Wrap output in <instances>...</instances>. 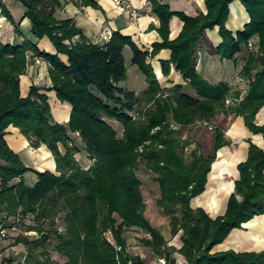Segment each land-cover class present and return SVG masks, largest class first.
<instances>
[{
  "label": "trees",
  "instance_id": "16d2710c",
  "mask_svg": "<svg viewBox=\"0 0 264 264\" xmlns=\"http://www.w3.org/2000/svg\"><path fill=\"white\" fill-rule=\"evenodd\" d=\"M14 1L24 7L23 18L30 23L31 35L36 40L47 38L55 51H42L27 38L0 43V226L7 228V235L20 228L25 229L23 234L38 232L35 239L26 235L17 240L28 247L26 264H56L45 249L49 232L42 225L49 222L54 226L61 212L64 231L55 230L54 235L55 251L65 259L62 264H145L127 252L125 233L129 231L149 234L151 238H141L140 244L165 264H176V252L186 264H264V251L212 252L234 229L264 215V150L246 140L248 155L237 166L239 176L225 213L213 218L203 208H194L192 202L205 192L217 152L231 142L222 129L214 127L211 153L192 150L186 159L184 151L191 143L176 136L185 127L209 123L223 114L242 118L250 133L264 138V124L256 123L264 107V0H206L207 13L196 17L172 12L162 0H147L159 20L157 28L151 25L149 29L162 38L151 52L141 50L119 32L102 46L88 42L72 19H56L61 0ZM236 2L249 20L233 33L227 22L230 6ZM77 5L101 10L96 0H78ZM0 16L14 26L18 38L22 36L19 24L1 0ZM173 17L179 18L183 27L176 39L169 40ZM215 28L221 38L215 54L234 63L238 55L243 56L240 76L247 81L243 95L228 83H209L196 70L197 39ZM126 47L131 50L132 65L148 84L142 98L120 86L127 80ZM162 49L171 52L170 60L161 63L163 75L168 76L173 66L182 80L168 95L150 64ZM34 59L49 65L51 86L31 85L22 97L20 78ZM49 92L71 107L67 123L54 120ZM140 102L144 109L136 112ZM106 119L121 125V138ZM10 126L20 131L30 147H47L56 164L54 172H39L25 165L4 139ZM74 135L92 162L87 169L75 158L80 150L73 143ZM139 163L159 187L155 204L167 217L171 236L180 234L179 250L168 247L161 232L145 217L142 182L136 174ZM29 172L37 178L32 186L24 180ZM29 219L36 225L23 228ZM108 231L120 251L105 239Z\"/></svg>",
  "mask_w": 264,
  "mask_h": 264
},
{
  "label": "crops",
  "instance_id": "0c3cea01",
  "mask_svg": "<svg viewBox=\"0 0 264 264\" xmlns=\"http://www.w3.org/2000/svg\"><path fill=\"white\" fill-rule=\"evenodd\" d=\"M1 1L15 17V20L18 21L22 36L19 38L16 37L14 26L4 17H0V43L12 44L17 39L19 42H22L24 38H27L36 43L40 50L55 53L52 44L47 38L36 40L31 35L30 23L28 19L23 18L25 9L24 7L23 9L19 8L18 4L20 3L14 2V0ZM96 1L101 10H95L91 7H79L77 5L78 0H61L63 5L60 8H56L55 17L57 20L72 19L74 24L81 29L88 42L100 46L105 45L114 32H119L124 36L130 37L143 51L151 52L153 50V44L162 42V38L157 31L149 29L151 25L157 28L159 26V20L152 14L151 4L147 0ZM205 2L206 0H162V3L167 5L172 12L181 13L188 17L206 14ZM248 20V16L239 2L231 4L230 17L227 22V28L230 31L236 33L242 30ZM182 27L183 22L179 18L173 17L170 21L169 40L176 39ZM220 43L221 38L218 34V28L212 31H205L198 37L194 47L196 70L209 83H228L234 91L239 92L242 89L241 85L244 83L240 76L244 61L243 56L238 55V60L235 63L221 60L215 54V49ZM126 55L132 60V53L129 47L124 49V57ZM170 57V50L162 49L150 60L154 74L165 95L171 94L174 85L182 83L179 73L174 70L173 66H171L168 76L163 75L161 63L169 61ZM61 58L63 61H66L65 57L62 56ZM131 67L134 72L132 78L134 81L130 83V87L127 89L134 92L138 98L140 96L142 98L143 93L148 89L146 78L132 63ZM48 71L49 69L46 63L38 59L32 60L29 63L26 75L22 76L20 80L21 96H27L31 84L39 88L50 87L51 80ZM128 78L127 68V80L125 82L128 81ZM244 84L246 85V83ZM48 96L54 119L58 123H67L71 107L67 103H60L56 99L54 92H49ZM235 118L236 123L231 130L230 136L233 138L246 136L247 140L249 138L254 144L264 150V138L262 135H253L245 128L242 118ZM256 123L260 126L264 124V107L258 112ZM4 139L9 147L21 157L26 166L39 172L55 171V161L45 145H41L37 149L30 147L28 140L17 128L12 126L6 130ZM244 142L237 147L230 144L218 151V156L214 162L215 164L213 163L216 167L214 173L217 176L211 175L213 173L210 172L205 192L192 202L194 208H203L209 214L212 211L211 208L216 206V209H221L220 214H218L219 216L225 213L227 201L231 195L228 194L227 186L232 187V190H234V183L239 176L237 166L245 161L248 155V143L246 139ZM228 164L232 165L228 167ZM226 166L230 168V174H228ZM227 178L232 181L226 183L221 181ZM35 182L36 180L34 179L33 184ZM225 251H235L238 253H258L264 251V215L254 217L249 222L243 224L241 229H234L224 242L214 247L212 252L218 253ZM176 263L186 264L184 258L180 255L176 256Z\"/></svg>",
  "mask_w": 264,
  "mask_h": 264
},
{
  "label": "rangeland",
  "instance_id": "374dc122",
  "mask_svg": "<svg viewBox=\"0 0 264 264\" xmlns=\"http://www.w3.org/2000/svg\"><path fill=\"white\" fill-rule=\"evenodd\" d=\"M15 2V1H14ZM19 8L23 9V6L21 4H18ZM11 14V13H10ZM15 14V13H14ZM11 16H13L11 14ZM2 17V16H0ZM14 22L18 24V21L15 20V17H12ZM17 37V36H16ZM78 38H74L73 41H77ZM68 44V42H66ZM126 60V66L128 68V81L122 83L120 86L122 88L127 89L130 87V83H132L134 80L133 78V70L131 69V59H129L128 55L125 56ZM43 61V60H41ZM44 62V61H43ZM46 63V62H44ZM47 64V63H46ZM48 65V64H47ZM29 66V65H28ZM49 69V65H48ZM28 70V67H27ZM26 70V73H27ZM136 70V69H135ZM49 72V71H48ZM26 73L23 75L25 76ZM22 77V76H21ZM132 79V80H131ZM21 80V78H20ZM130 81V82H129ZM244 83L241 85L242 89L239 91L241 95H243L247 89V81L244 80ZM34 85V84H31ZM141 98V96H140ZM141 100V99H140ZM136 112H140L144 109V103L140 102V104L136 107ZM54 117V116H53ZM236 118L233 115L225 116L223 114L216 115L209 123L208 126L204 123H196L195 125H190L188 127L183 128L180 132H177L176 136L178 138H181L182 140H188L191 144L190 146L184 151V157L188 159L189 154L192 150H197L202 155H208L211 153L212 146H213V130L209 127H219L223 130L225 133V137L231 141V144L237 147L239 144L245 143V139L247 140L246 136L241 137H231V130L235 126ZM55 120V119H54ZM56 121V120H55ZM107 123L114 128V130L117 133V137L121 138L122 136V127L121 125L117 124L113 120L106 119ZM174 128L177 130L178 127L174 126ZM73 137V143L78 147L80 150L79 153L75 155L76 160L80 164L81 167L84 169H87L91 165V161L88 159L85 152H83V146L80 142V140L77 138V136ZM249 139V138H248ZM61 152L64 153V149L62 146H60ZM218 156V152H217ZM54 159V158H53ZM215 164V163H214ZM212 166L211 175L217 176L214 172L216 171V167ZM136 174L138 178L142 182L141 187V193L142 197L144 199V202L146 204V210H145V217L149 221L150 225L153 228L158 229L165 240L167 241L168 247H174L176 250H179L182 246L181 240H180V234H178L175 237L171 236L170 233V227H169V221L167 217L160 211V209L156 206L155 201L159 198V187L156 183L153 182L152 178L153 175L147 171L144 167L143 163H139L136 169ZM220 178V177H219ZM223 178V177H222ZM37 180L36 175L32 172H29L24 175V180L27 185L32 186L33 180ZM226 182H231L229 178L225 180H221ZM228 194L232 193V187L227 186ZM220 208V207H219ZM212 211H210L209 215L211 217H217L220 214L221 209H216V206L211 208ZM64 213L61 212L55 217V225L51 226L49 222H46L42 225V228L49 232V240L45 245V249L48 252L49 256L51 257V260L55 262L56 264H62L65 259L58 255V253L55 251V230H58L59 232L64 231V221H63ZM115 218L119 220L116 216ZM14 219H10V224H14ZM36 224L31 219L27 220L26 223H24L23 228L35 226ZM25 229L20 228L18 231H10L9 234L5 237V239L0 240V264L4 262V264H26V254L28 247L23 245L22 243H18V238L24 236H30V239H35L36 235L38 236V232L32 231L28 234H23ZM149 234H144L142 231H129L125 233V238L127 241V252L132 256H139L145 264H157L159 263V257L153 253L149 248L144 247L140 244L139 240L143 237L145 238H151L147 237ZM105 239L115 247L117 251H120V248L116 246L115 241L112 237V234L108 231L104 234ZM181 243V245H180ZM177 252L174 254V257L176 259V256H179ZM181 256V255H180ZM9 261V262H8ZM177 264V263H176Z\"/></svg>",
  "mask_w": 264,
  "mask_h": 264
},
{
  "label": "built area",
  "instance_id": "2783aa9c",
  "mask_svg": "<svg viewBox=\"0 0 264 264\" xmlns=\"http://www.w3.org/2000/svg\"><path fill=\"white\" fill-rule=\"evenodd\" d=\"M250 47H252V43H250ZM205 125L208 126V123H205ZM209 128L212 129V127H209ZM13 230H15V229H13ZM7 233H8L7 228H4L3 226H0V240L3 239L4 237H6L7 236ZM147 237H150V235H147ZM159 263L160 264H165V260L164 259H160L159 260Z\"/></svg>",
  "mask_w": 264,
  "mask_h": 264
},
{
  "label": "bare ground",
  "instance_id": "6f19581e",
  "mask_svg": "<svg viewBox=\"0 0 264 264\" xmlns=\"http://www.w3.org/2000/svg\"><path fill=\"white\" fill-rule=\"evenodd\" d=\"M57 116V115H56ZM232 165V164H231ZM230 164H228V167H230L231 166ZM235 165V164H234ZM227 167V166H226ZM227 167V172H228V174H230V168H228ZM225 171V170H224ZM227 172H225V173H227Z\"/></svg>",
  "mask_w": 264,
  "mask_h": 264
}]
</instances>
